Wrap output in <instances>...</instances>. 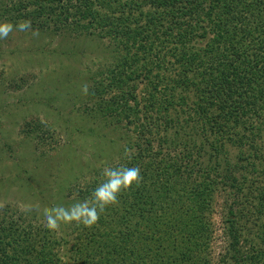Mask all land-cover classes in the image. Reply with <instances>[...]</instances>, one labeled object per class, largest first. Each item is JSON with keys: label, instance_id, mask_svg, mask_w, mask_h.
Instances as JSON below:
<instances>
[{"label": "trees", "instance_id": "trees-1", "mask_svg": "<svg viewBox=\"0 0 264 264\" xmlns=\"http://www.w3.org/2000/svg\"><path fill=\"white\" fill-rule=\"evenodd\" d=\"M2 18L112 45L83 111L113 125L119 149L68 188L70 205L105 165L143 181L91 228L52 232L42 211L0 204V264H264V0H2Z\"/></svg>", "mask_w": 264, "mask_h": 264}, {"label": "rangeland", "instance_id": "rangeland-1", "mask_svg": "<svg viewBox=\"0 0 264 264\" xmlns=\"http://www.w3.org/2000/svg\"><path fill=\"white\" fill-rule=\"evenodd\" d=\"M38 32L14 30L0 39V204L42 211L70 206L68 188L114 158L119 143L113 125L83 111L91 101L82 87L113 58L108 38ZM40 126L51 138L35 148L31 135ZM218 210L212 214L215 254L224 241Z\"/></svg>", "mask_w": 264, "mask_h": 264}, {"label": "clouds", "instance_id": "clouds-1", "mask_svg": "<svg viewBox=\"0 0 264 264\" xmlns=\"http://www.w3.org/2000/svg\"><path fill=\"white\" fill-rule=\"evenodd\" d=\"M26 32L31 30L33 35H38V29L32 28L31 20H22L16 24L11 21H0V39H7L14 31ZM82 94H88V86L82 87ZM125 154L131 158V150L125 149ZM103 180L98 183L91 195L83 200H77L70 206L57 205L44 207L42 216L45 227L52 232H59L62 225H82L91 228L96 225L109 206L119 203L122 192L130 190L133 185L139 186L143 181L141 170L137 166L125 165L108 166L102 168ZM31 211V209H29Z\"/></svg>", "mask_w": 264, "mask_h": 264}]
</instances>
